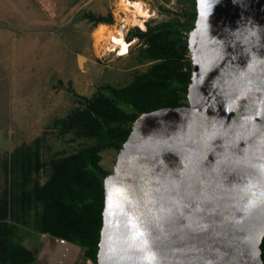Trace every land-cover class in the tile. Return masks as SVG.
Wrapping results in <instances>:
<instances>
[{"label":"water","instance_id":"95a60500","mask_svg":"<svg viewBox=\"0 0 264 264\" xmlns=\"http://www.w3.org/2000/svg\"><path fill=\"white\" fill-rule=\"evenodd\" d=\"M196 9L188 103L135 120L105 178L99 264H264V0Z\"/></svg>","mask_w":264,"mask_h":264},{"label":"trees","instance_id":"16d2710c","mask_svg":"<svg viewBox=\"0 0 264 264\" xmlns=\"http://www.w3.org/2000/svg\"><path fill=\"white\" fill-rule=\"evenodd\" d=\"M183 14L185 19L148 23L146 30H133L131 37L143 40L144 56L153 63L129 84H108L91 96L70 87L83 102L56 122L62 132H73L90 143L53 157L45 182L40 180L45 166L40 154L42 136L10 154L5 161L7 185L0 197V264H35V251L20 239L19 229L26 226L34 233L66 238L83 248L86 260L99 264L104 182L109 174L101 164V153L109 148L120 151L142 113L187 104L193 64L189 35L184 31L195 26L196 0H185ZM82 17L95 25L114 22L112 13L85 11ZM261 249L264 262V239Z\"/></svg>","mask_w":264,"mask_h":264},{"label":"rangeland","instance_id":"374dc122","mask_svg":"<svg viewBox=\"0 0 264 264\" xmlns=\"http://www.w3.org/2000/svg\"><path fill=\"white\" fill-rule=\"evenodd\" d=\"M142 1L153 11V16L145 21V28L125 24L127 16L121 8L122 0H0V69L10 58L12 70H26L30 80L17 85L12 97L9 93L11 108L9 91L0 84V197L7 185L5 161L16 147L32 144L42 136L43 183L51 174L49 162L53 157L70 154L90 143L73 132H62L56 122L83 102L81 96L70 90L71 86L80 95L91 96L108 84L117 87L129 84L153 63L144 56L143 40L131 37L133 30L136 27L146 30L148 23L185 19V0ZM85 11L97 15L112 13L114 22L107 24L118 27L125 24V38L131 44L129 52L118 55V49L105 50L95 35L100 23L95 25L83 18ZM118 153L114 148L101 153V164L109 173L114 170ZM19 230L20 239L36 253L35 264H53L55 240L47 233H34L27 226ZM78 251L70 264H93L84 258L82 247Z\"/></svg>","mask_w":264,"mask_h":264},{"label":"bare ground","instance_id":"6f19581e","mask_svg":"<svg viewBox=\"0 0 264 264\" xmlns=\"http://www.w3.org/2000/svg\"><path fill=\"white\" fill-rule=\"evenodd\" d=\"M121 8L127 16L124 19L127 22L125 24L131 23L132 25H140L145 28V21L153 16L151 13L153 11L142 0H122ZM125 24L118 27L107 23H100L95 29L98 43L108 51H116L118 49V55L127 54L131 44L125 38Z\"/></svg>","mask_w":264,"mask_h":264},{"label":"crops","instance_id":"0c3cea01","mask_svg":"<svg viewBox=\"0 0 264 264\" xmlns=\"http://www.w3.org/2000/svg\"><path fill=\"white\" fill-rule=\"evenodd\" d=\"M3 65H4L3 66L4 70H3V67L0 69V84L2 83L5 90L9 91L7 93V96H8L9 107L11 108L12 100L10 98L9 93H11V97H12V91L13 89H17L16 88L17 85H20L22 82L27 84L28 81L30 82V80L27 79L28 72L26 70H21L17 72H14V69L12 70L10 58L7 59V61H4ZM10 112H11V109H10Z\"/></svg>","mask_w":264,"mask_h":264},{"label":"built area","instance_id":"2783aa9c","mask_svg":"<svg viewBox=\"0 0 264 264\" xmlns=\"http://www.w3.org/2000/svg\"><path fill=\"white\" fill-rule=\"evenodd\" d=\"M190 32L184 31V33L188 35H190ZM130 41L131 40H129V42ZM46 235H49L51 238H53L56 243V251L52 260L53 264H70L72 258L79 252L78 250L81 246L63 237L53 236L49 233H47Z\"/></svg>","mask_w":264,"mask_h":264},{"label":"snow or ice","instance_id":"6c2138e0","mask_svg":"<svg viewBox=\"0 0 264 264\" xmlns=\"http://www.w3.org/2000/svg\"><path fill=\"white\" fill-rule=\"evenodd\" d=\"M249 207H252V204L250 203ZM147 259L151 260L152 257H147Z\"/></svg>","mask_w":264,"mask_h":264}]
</instances>
